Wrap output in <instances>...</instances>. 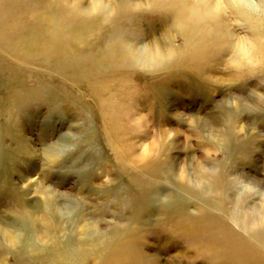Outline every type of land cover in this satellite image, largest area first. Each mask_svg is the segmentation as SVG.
I'll return each mask as SVG.
<instances>
[{
    "label": "rangeland",
    "instance_id": "374dc122",
    "mask_svg": "<svg viewBox=\"0 0 264 264\" xmlns=\"http://www.w3.org/2000/svg\"><path fill=\"white\" fill-rule=\"evenodd\" d=\"M50 4L8 0L0 13V223L12 224L24 240L33 233L34 216L54 223L42 189L53 193L64 215L73 210L62 220L64 241L72 236L77 242L84 225L108 238L100 246L109 249L101 264H264L252 239H240L243 229L227 215L202 213L204 202L215 208L220 201L247 221L248 231L258 228L264 62L245 72L227 62L206 67L212 51L200 72L189 63L172 72L91 82L70 49L62 59L33 56L32 41L52 20L50 13L42 16ZM142 20L139 35L125 27L133 21L121 30L103 29L96 50L111 48L115 38L137 40L139 49L163 43L170 26L158 17ZM25 246L13 251L1 238L0 264H64L57 245L50 251L37 242ZM97 261L93 252L88 264Z\"/></svg>",
    "mask_w": 264,
    "mask_h": 264
},
{
    "label": "bare ground",
    "instance_id": "6f19581e",
    "mask_svg": "<svg viewBox=\"0 0 264 264\" xmlns=\"http://www.w3.org/2000/svg\"><path fill=\"white\" fill-rule=\"evenodd\" d=\"M7 1L0 0V13H3L1 9ZM90 1L89 6H84L83 0H51L50 9H42V16L50 13L51 17L47 16H49L48 19L52 20L40 30V35L32 41L31 48L35 49L37 53L31 55L62 59L68 55L70 49V52L74 54L73 56H80V60H75L74 64L76 62L78 68L85 70L82 76L92 77L91 82L99 80L97 78H101V82H103L105 78L122 77L140 72L151 75L171 71L173 66L184 67L185 65L187 67L190 65L189 63L193 64V69L200 72L203 66L201 61L206 60L212 51L214 54L208 56L212 57V60L204 62L206 67L218 66V62H227L230 69L245 72L259 67L260 63L264 62V5L258 7V4L255 6L247 0ZM156 17L161 18L160 23L164 28L167 24L171 29H164L163 43L157 42L139 49L135 43L137 40L115 38L117 42L111 48H106V45L103 44L102 51L96 50L97 44L101 42L103 29L121 30L127 27L131 31H135L134 33L137 30L139 35L141 32L140 26H138L139 21L142 22L145 21L142 19L148 18L153 23ZM0 18V23H3L5 17L3 18L0 14ZM100 21L102 24L105 23L106 27H103ZM130 21L133 22L123 27L125 23ZM235 26H238L244 34L248 35L245 38L246 41L236 34ZM170 32L176 33L174 39L171 38ZM4 34L8 36L10 33L4 31ZM176 39L183 41L181 47L176 46ZM72 49L75 53L72 52ZM231 50H233L232 56L225 60L226 53L228 54ZM125 80H129V84L132 82V77L128 76ZM120 84L119 87L121 88L123 84ZM49 154L51 152L47 155L49 156ZM36 189V192H39L38 187ZM40 191L46 195L44 209L54 217L55 222L48 223L44 217L34 216V224L29 226L30 228L34 227L33 231L31 230L33 233L25 240L23 235L16 233L17 229H14L12 224L5 225L6 222H4L2 225L0 223V237L3 238L4 242L13 251L23 247L25 250L28 248L25 245H33V242L44 246L45 249L48 248V251L53 247L51 245H57L64 264H88V258L95 252L98 257L97 263L101 264L102 253L109 251L105 248L104 252L100 250L101 245L107 244L108 238L103 235L104 233L94 232L90 226L84 225L76 237L77 242L71 240L72 236L64 241L62 238H64L63 233L66 231L63 230L64 226L61 227L62 220L70 217H66L67 215H74L73 210L67 212L65 216L63 212L57 209L53 193L42 189ZM204 205L202 207L204 217L213 214H217L218 217H226L225 215H227L226 218H229L230 223H236L239 228L243 229V232L238 233L240 239L248 240L251 238L253 245L260 251L258 253L264 256L261 251L264 250V208L259 211L262 216L258 228L255 229L254 227L253 231H248L247 221H244L241 215V219L232 215L228 208L225 210L220 201L215 208L206 202ZM40 226L44 232L38 229ZM41 235L43 236L41 237ZM45 237L49 241H46ZM106 254L107 252H105Z\"/></svg>",
    "mask_w": 264,
    "mask_h": 264
}]
</instances>
